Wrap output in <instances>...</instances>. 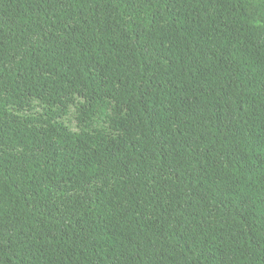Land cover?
<instances>
[{
  "label": "trees",
  "instance_id": "obj_1",
  "mask_svg": "<svg viewBox=\"0 0 264 264\" xmlns=\"http://www.w3.org/2000/svg\"><path fill=\"white\" fill-rule=\"evenodd\" d=\"M0 264H264V0H0Z\"/></svg>",
  "mask_w": 264,
  "mask_h": 264
}]
</instances>
